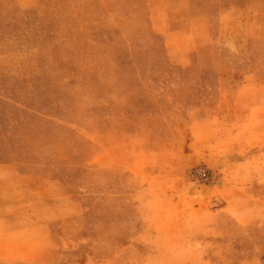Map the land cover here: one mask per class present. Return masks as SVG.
<instances>
[{
	"label": "rangeland",
	"instance_id": "rangeland-1",
	"mask_svg": "<svg viewBox=\"0 0 264 264\" xmlns=\"http://www.w3.org/2000/svg\"><path fill=\"white\" fill-rule=\"evenodd\" d=\"M0 264H264V0H0Z\"/></svg>",
	"mask_w": 264,
	"mask_h": 264
},
{
	"label": "built area",
	"instance_id": "built-area-1",
	"mask_svg": "<svg viewBox=\"0 0 264 264\" xmlns=\"http://www.w3.org/2000/svg\"><path fill=\"white\" fill-rule=\"evenodd\" d=\"M195 174L200 177L203 181H211V176L210 173L204 168V167H199L195 170Z\"/></svg>",
	"mask_w": 264,
	"mask_h": 264
}]
</instances>
